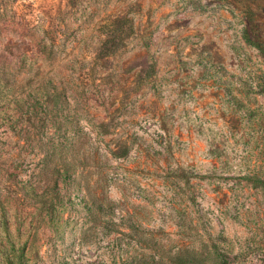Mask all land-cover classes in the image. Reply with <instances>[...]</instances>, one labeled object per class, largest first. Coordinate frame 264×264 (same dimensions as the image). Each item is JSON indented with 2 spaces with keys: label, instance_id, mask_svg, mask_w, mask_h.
<instances>
[{
  "label": "rangeland",
  "instance_id": "374dc122",
  "mask_svg": "<svg viewBox=\"0 0 264 264\" xmlns=\"http://www.w3.org/2000/svg\"><path fill=\"white\" fill-rule=\"evenodd\" d=\"M0 264H264V0H0Z\"/></svg>",
  "mask_w": 264,
  "mask_h": 264
},
{
  "label": "trees",
  "instance_id": "16d2710c",
  "mask_svg": "<svg viewBox=\"0 0 264 264\" xmlns=\"http://www.w3.org/2000/svg\"><path fill=\"white\" fill-rule=\"evenodd\" d=\"M260 50H263V48L261 46H259ZM59 173V172H58ZM52 177V183L53 186L56 187L58 185V180H56L54 174H50ZM61 176V175H60ZM31 198L33 199L35 204H39L43 207H47V208H52L55 206V204H51L50 202H52L51 196H46V195H41L39 194L36 190H34L31 194Z\"/></svg>",
  "mask_w": 264,
  "mask_h": 264
}]
</instances>
